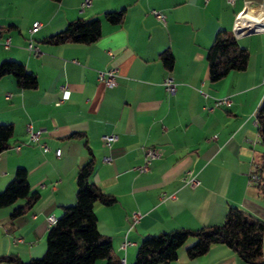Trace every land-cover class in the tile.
<instances>
[{"label":"crops","instance_id":"1","mask_svg":"<svg viewBox=\"0 0 264 264\" xmlns=\"http://www.w3.org/2000/svg\"><path fill=\"white\" fill-rule=\"evenodd\" d=\"M84 1L0 0V63L20 61L38 78L35 88H22L11 74L0 77V124L14 128L10 146L0 153V191L22 166L30 192L39 194L18 217L11 212L25 199L0 207V257L12 253L29 260L45 253L47 216L59 217L75 202L77 170L91 155L92 181L116 197L95 211L119 264H133L145 236L221 223L230 205L264 220V194L249 179L252 161L263 151L255 117L264 97L263 37L238 36L249 50L248 66L218 81L209 79L206 57L221 29L233 32L237 15L247 10L253 16L264 9V0ZM123 8L121 23L103 18ZM79 17L103 18L97 41H44ZM35 21L41 25L30 35ZM30 37L38 52L28 47ZM165 50L174 55L171 69L160 56ZM109 68L118 71L113 87L97 79L99 70ZM167 76L174 93L164 86ZM220 97H230L231 105L215 106ZM28 124L42 130L38 141L29 140ZM107 134L117 139L108 144ZM148 146L159 148L160 155L143 172L138 167ZM188 172L199 179L197 187L186 183ZM134 211L140 218L133 224ZM125 237L133 244L123 249ZM194 242L189 238L169 264H252L225 244L189 258L187 247Z\"/></svg>","mask_w":264,"mask_h":264},{"label":"trees","instance_id":"2","mask_svg":"<svg viewBox=\"0 0 264 264\" xmlns=\"http://www.w3.org/2000/svg\"><path fill=\"white\" fill-rule=\"evenodd\" d=\"M125 15L126 10L123 8L107 11L103 18L118 24L124 20ZM103 18L79 17L70 21L61 31L47 36L44 41L51 44L93 43L102 35ZM249 55V50L238 43L232 31L221 29L206 52L209 79L215 82L230 71L245 70ZM160 56L165 66L171 69L174 65L173 53L165 50ZM8 74L13 75L22 88H35L38 84L36 74L20 61L6 59L0 63V77ZM255 117L263 151L256 160L259 179L253 184L264 194V97ZM13 132L11 123L0 124V153L10 146ZM94 168L93 155L79 166L75 202L65 206L57 221L51 225L46 237V250L42 256L23 260L19 255L11 253L1 256L0 261L10 264H96L99 259H107V264H119L115 259L111 238L98 229L95 211L97 204L112 205L116 202V197L92 181ZM19 199L25 200L13 208L12 218L26 213L39 199L37 192H30L28 171L22 166L16 169L13 178L0 191V207L14 204ZM191 237L195 238V242L187 247L189 258L207 253L215 244H225L244 261L264 264V220L233 205L228 207L221 223L196 229L176 228L145 236L138 246L133 264H169L178 257L179 248Z\"/></svg>","mask_w":264,"mask_h":264},{"label":"built area","instance_id":"3","mask_svg":"<svg viewBox=\"0 0 264 264\" xmlns=\"http://www.w3.org/2000/svg\"><path fill=\"white\" fill-rule=\"evenodd\" d=\"M89 0H85L83 4H88ZM155 16L158 18L162 19L165 21V15L157 10L152 11ZM41 23L39 21L33 22L32 26L29 27L28 32L30 35H32L33 32H35L39 27ZM251 31H254L255 33H260L263 37V42H264V13L261 12L260 8L258 11L253 15L249 16L247 14V10L245 12H240L236 20L234 22V27H233V33L236 36L245 35V34H250ZM3 44L5 47H9L10 45V37H6L3 40ZM28 47L35 52H38L39 49L38 47L34 44L32 41L31 37L28 43ZM117 68H109L106 70H99L97 72V79L99 82L103 83L104 86L106 87H113L117 83ZM264 80V78H263ZM164 86L166 90L169 93H174L176 90V85L172 79V77L167 76L164 79ZM62 101L61 98L57 100V104H59ZM231 105V98L230 97H220L217 98L215 101V106H230ZM27 130L29 133V140L30 141H38L39 138L41 137L42 130L40 129H33L31 124H28ZM216 137V136H214ZM103 138L106 140L108 144L111 142L115 141L117 139V136L114 134H107L104 135ZM44 151H47L49 149L48 145L44 143L43 145ZM61 153V150L58 148L56 150V155L59 156ZM160 155V150L159 148L153 147V146H148L145 149V163L141 166L138 167L140 171H148L149 170V164L150 162L157 158ZM111 158H107V160H110ZM258 162L256 160L252 161V166H251V171L249 173V179L250 182H255L259 179L258 175ZM186 183L194 188L197 187L200 184L199 179L195 176L192 175L190 172L187 173L185 177ZM140 218V213L137 211L132 212L131 219L132 223H136ZM47 221L50 225H53L57 221V217L54 214H50L47 216ZM133 244V241L129 240L128 238L125 237L123 242L121 243V248L126 249L127 246Z\"/></svg>","mask_w":264,"mask_h":264},{"label":"bare ground","instance_id":"4","mask_svg":"<svg viewBox=\"0 0 264 264\" xmlns=\"http://www.w3.org/2000/svg\"><path fill=\"white\" fill-rule=\"evenodd\" d=\"M260 10H261L262 13H264V9L261 8ZM248 14H252V13H248Z\"/></svg>","mask_w":264,"mask_h":264},{"label":"water","instance_id":"5","mask_svg":"<svg viewBox=\"0 0 264 264\" xmlns=\"http://www.w3.org/2000/svg\"><path fill=\"white\" fill-rule=\"evenodd\" d=\"M251 33H255L254 31H251Z\"/></svg>","mask_w":264,"mask_h":264}]
</instances>
